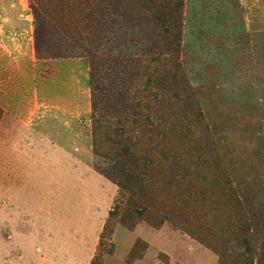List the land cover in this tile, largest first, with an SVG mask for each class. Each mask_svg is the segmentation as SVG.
<instances>
[{
	"label": "rangeland",
	"instance_id": "obj_1",
	"mask_svg": "<svg viewBox=\"0 0 264 264\" xmlns=\"http://www.w3.org/2000/svg\"><path fill=\"white\" fill-rule=\"evenodd\" d=\"M167 2L0 0V264H264V0Z\"/></svg>",
	"mask_w": 264,
	"mask_h": 264
},
{
	"label": "trees",
	"instance_id": "obj_2",
	"mask_svg": "<svg viewBox=\"0 0 264 264\" xmlns=\"http://www.w3.org/2000/svg\"><path fill=\"white\" fill-rule=\"evenodd\" d=\"M166 1H169V2H167L165 6L167 8H171L172 7V3L170 2V0H166ZM174 9H176V7H174ZM120 135H121V133H118V132L114 133V136L120 137ZM98 138H100V140ZM113 145H115V144H113V140L110 139L107 135L103 134V135H101L99 137H94V149H96L98 152H100L103 148H106L108 150L110 148L111 151L113 152ZM115 152L118 153L119 158H117L116 160H112L111 162H113V164L114 163L116 164L117 161H122L123 160L124 162H129V161L132 160L134 162L133 167L135 166V171H137L140 168V165L138 164L139 161L136 160L131 155V151L127 147L122 148L119 151H115ZM108 159H110V158H108V155L107 156L105 155L103 157L99 156V155L97 156L96 166L98 167L97 168L98 171H100L102 169L101 163H100L101 160H103L102 163H105V161L108 160ZM142 163H145V161H143ZM122 170H123L124 173H127V171H128V169H125V168H122ZM106 174H107L106 175L107 176L106 179H108V178L111 179L112 178V175H111L112 173L111 172L110 173H106ZM114 180L120 185V196H122L123 199H124V195L127 192L130 197L135 196V198H138V199L142 198V199L146 200L147 194H146V191H145L144 188L139 187V188H136V189L128 190V189L123 187L121 180H119L117 178L116 179L114 178ZM114 205H115V202H114ZM136 213H137V215L141 216V212L140 211H137ZM114 214H115V209L113 208V210L109 214L110 215V219H108L106 225L104 226V230H103V232H102V234L100 236V240H101L100 241V248H103L106 245L105 241L107 240V237L109 235L108 233L110 232V221H111V219H113ZM110 235H112V233ZM113 235H114V233H113Z\"/></svg>",
	"mask_w": 264,
	"mask_h": 264
},
{
	"label": "crops",
	"instance_id": "obj_3",
	"mask_svg": "<svg viewBox=\"0 0 264 264\" xmlns=\"http://www.w3.org/2000/svg\"><path fill=\"white\" fill-rule=\"evenodd\" d=\"M75 168L77 169V167L75 166ZM83 169V163L79 164V168H78V171L79 173L81 174V170ZM91 170V169H89ZM92 172V171H91ZM96 179L101 178V179H104L106 182H109L111 183L112 185H114L112 182H110L108 179L100 176L98 173H96L94 170H93ZM94 174L92 173V177H94ZM65 180V179H64ZM73 182V184H71ZM78 183H80V187H81V184H82V179L81 177L78 179ZM70 185L71 187L74 185V186H77V178L75 176L74 179H71V182H70ZM115 186V185H114ZM59 187H60V184H59ZM116 187V186H115ZM62 188L65 190V194L63 197H54V199L51 202L52 206L49 205L47 208L42 206L44 203H46V200H44V202H41L42 205H38V206H30L29 205V202L25 200H23L24 202L26 203H21V205L19 207H17L16 209H84L82 207V197L84 196V192H82V187L81 189L79 190L78 194L76 191H74V195L72 193L71 197H67L66 199V194H68V186L66 185V183H63L62 184ZM117 188V187H116ZM78 196H77V195ZM117 194H118V189H117ZM47 196H50L51 195V191L49 190V192L46 193ZM54 196V195H53ZM117 196V195H116ZM114 202H115V198H114V201H113V204L111 206V209L114 205ZM77 204L79 205V207H77ZM104 228V226H103ZM116 235V234H115Z\"/></svg>",
	"mask_w": 264,
	"mask_h": 264
}]
</instances>
